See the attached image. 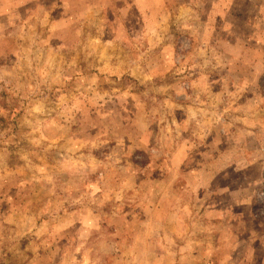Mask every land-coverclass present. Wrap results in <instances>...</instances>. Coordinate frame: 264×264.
I'll return each mask as SVG.
<instances>
[{
    "label": "rangeland",
    "instance_id": "obj_1",
    "mask_svg": "<svg viewBox=\"0 0 264 264\" xmlns=\"http://www.w3.org/2000/svg\"><path fill=\"white\" fill-rule=\"evenodd\" d=\"M0 264H264V0H0Z\"/></svg>",
    "mask_w": 264,
    "mask_h": 264
}]
</instances>
